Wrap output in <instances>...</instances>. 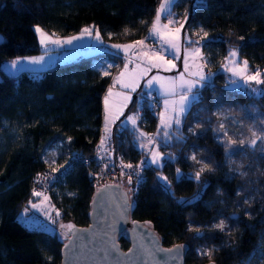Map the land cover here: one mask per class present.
Returning a JSON list of instances; mask_svg holds the SVG:
<instances>
[{
  "label": "trees",
  "instance_id": "trees-1",
  "mask_svg": "<svg viewBox=\"0 0 264 264\" xmlns=\"http://www.w3.org/2000/svg\"><path fill=\"white\" fill-rule=\"evenodd\" d=\"M158 1L0 0V65L6 58L39 51L36 24L70 35L92 22L106 39H149ZM185 5L184 30L204 32L201 51L211 77L180 125L159 143L165 154L161 166L144 162L141 138L122 117L110 130L111 155L99 150L102 95L117 63L123 62L118 52L15 75L0 67V264L59 263L63 230L88 222L96 146L116 161L142 164L144 178L130 215L148 223L164 245L182 244L186 264H264V95L227 87V73L220 69L231 47L253 66L264 67V0L175 1V7ZM150 93H143L141 101L135 97L129 106L148 132L156 129L159 108L157 94L151 99ZM219 110L239 115L241 122L225 116L224 130ZM252 127L258 131L254 136ZM49 148L55 149L56 164L70 159L46 191L65 227H27L18 215L38 198L30 189L37 172L47 166ZM119 241L127 245L122 235Z\"/></svg>",
  "mask_w": 264,
  "mask_h": 264
},
{
  "label": "rangeland",
  "instance_id": "rangeland-1",
  "mask_svg": "<svg viewBox=\"0 0 264 264\" xmlns=\"http://www.w3.org/2000/svg\"><path fill=\"white\" fill-rule=\"evenodd\" d=\"M175 1H158L147 33L150 38L154 37L155 40L152 41L153 38L149 42L146 40L148 43L145 46L134 42H118L106 39L92 22L85 24L77 33L70 35H59L49 32L36 24L33 25L34 31L37 26L40 27L48 42L45 45H41L40 35L35 31L39 51L34 54L6 58L2 61L0 67L3 72L15 75L22 71L44 70L56 63H67L84 56L105 51L121 53L124 59L119 68L121 71L130 72L131 77L133 75L134 83L129 85L133 87V93H138V100L141 101L143 93H148L151 89L157 88V86L160 87L161 92L165 95L160 100L157 110V125L152 132L146 131L140 125L135 112L129 108L130 105L124 107L123 112L125 113L122 116V121L132 124L141 138L144 162L161 166L165 154L159 149L158 145L168 139L167 131L171 127L180 125L184 113L189 108L187 107L185 111H181V95L186 97L185 104L189 102L191 104L194 100L193 97H197L198 90L211 77L209 72L206 73L204 71L206 61L201 51V36H203L204 32L199 29L193 31V33L184 30L188 5L178 8L175 7ZM178 28L180 31L176 32ZM84 29H89V31L85 32ZM97 33H99V39H97ZM74 37H80V39H73ZM67 40H72V43H64ZM53 41H59V43H53ZM173 44L175 47L172 46ZM232 52H236V55L232 56ZM156 57L161 58L157 59ZM31 60H41V63H29ZM169 60L171 65L165 62ZM14 61L19 62L15 68L12 67ZM202 61L205 63H202ZM130 63L132 67H125V65ZM220 69L227 73V87L241 89L255 96L264 95L263 82L257 84L254 80H247L249 75H255L259 72L260 76L258 79L262 81L264 67L253 66L248 59L239 55L235 47L228 49L220 61ZM107 70V68H104V72H107ZM201 77L205 79L202 80ZM190 87L191 91H189ZM133 93L129 97H123L122 100H127V103L131 104ZM105 103L107 107L111 103L108 97L105 98ZM105 114L107 122L105 121L104 130L107 128V133L105 136H100L99 147L106 154H109L107 147L108 137L113 123L119 116L114 120H110L107 112ZM217 114L221 118L220 122L224 130L227 129L224 123L225 116L232 117L235 123L239 124L241 122L239 115L234 116L229 111L219 110ZM251 132L250 136H254L258 132L257 128L252 127ZM262 134L264 136V130H262ZM238 135L243 138L241 132ZM258 137H262V135L260 134ZM45 161L47 166L56 165L54 148L46 150ZM124 182H126V179H123L121 183L124 184ZM52 209L54 208L50 196L45 192L40 194L38 198L29 200L27 205L20 211L18 219L27 227H40V220L49 218ZM63 225L56 221L55 225L50 229H57V226L61 228ZM244 264H249V262L246 260Z\"/></svg>",
  "mask_w": 264,
  "mask_h": 264
},
{
  "label": "water",
  "instance_id": "water-1",
  "mask_svg": "<svg viewBox=\"0 0 264 264\" xmlns=\"http://www.w3.org/2000/svg\"><path fill=\"white\" fill-rule=\"evenodd\" d=\"M131 205L119 174L94 188L88 222L63 230L58 264H186L182 244L164 245L148 223L131 217ZM121 235L126 246L120 244Z\"/></svg>",
  "mask_w": 264,
  "mask_h": 264
},
{
  "label": "built area",
  "instance_id": "built-area-1",
  "mask_svg": "<svg viewBox=\"0 0 264 264\" xmlns=\"http://www.w3.org/2000/svg\"><path fill=\"white\" fill-rule=\"evenodd\" d=\"M202 63H205L202 61ZM206 64V63H205ZM121 64L117 63V67ZM128 68L132 67L131 63L127 65ZM204 71L206 73L209 72L208 65L206 64L204 67ZM155 93H150V98H154ZM93 163L90 166L89 177L93 184L94 188H97L103 184L114 181L117 174L120 177L126 179V182L122 184L128 194L130 199L133 200V195L137 190V186L144 178L143 167L141 163H131L126 160H115L113 157L101 154L98 150V146L95 147L93 153ZM70 163V159L66 160L60 164H56L54 166H45L42 170L37 172L32 181V187L30 189V195L35 197L39 195H33V192L37 193H45L48 187L52 184L53 180L56 179L59 175L63 173V171L68 167ZM131 165V167H125V165ZM55 170V171H54ZM129 178H131V182H129ZM50 212V216L47 219H41L40 224L42 227L46 229H50L58 219L57 209L53 207ZM57 228H60L57 226Z\"/></svg>",
  "mask_w": 264,
  "mask_h": 264
},
{
  "label": "crops",
  "instance_id": "crops-1",
  "mask_svg": "<svg viewBox=\"0 0 264 264\" xmlns=\"http://www.w3.org/2000/svg\"><path fill=\"white\" fill-rule=\"evenodd\" d=\"M147 38H149V39H139V40L135 41L134 43H137L138 45L145 46L146 43H148L151 40V38H153L152 41L155 40L154 37L150 38L149 35H147ZM146 40H148V42H146ZM119 54H121V53H119ZM121 56L124 59V56L122 54H121ZM33 72H36V71H33ZM7 74L13 75L10 73H7ZM131 83H134V78H133V75L131 77L130 72L121 71L120 68H118L117 70H115L113 72V74L111 76L110 85L106 88V90L103 94L104 96L102 95L103 96V99H102V103H103L102 104V136H105L107 133L106 132L107 128H106V130H104L105 129V121L107 119L105 113L107 112L108 119L110 118V120H114L118 116L122 117L123 114L125 113V112H123L124 107H128V105H130L127 103L128 102L127 100L126 101L124 99L122 100V98L127 97V96L129 97L134 92L133 87L131 85H129ZM159 84H160V82H159ZM152 91H154L157 94L158 103L160 105V100L165 95L163 94V92H161V89L159 86H157V88L155 87V88L151 89L148 93H150ZM137 94L138 93H133L132 100L138 96ZM106 97H108L109 100L111 101V103L109 104L108 107L105 103ZM99 150L101 153L106 154L102 149H100V147H99ZM109 154L111 155V153H109Z\"/></svg>",
  "mask_w": 264,
  "mask_h": 264
},
{
  "label": "snow or ice",
  "instance_id": "snow-or-ice-1",
  "mask_svg": "<svg viewBox=\"0 0 264 264\" xmlns=\"http://www.w3.org/2000/svg\"><path fill=\"white\" fill-rule=\"evenodd\" d=\"M35 31H36V33H38L40 35V43H41V45H45L48 42L47 41V37H45V35L41 31L40 27L37 26L35 28ZM84 31L85 32H88L89 29H84ZM179 31H180L179 28L176 29V32H179ZM73 39H80V37H74ZM97 39H99V33H97ZM53 43H57L58 44L59 41H53ZM64 43L71 44L72 43V40H67ZM172 46L175 47L174 44ZM231 55L232 56H235L236 55V52H232ZM156 58L157 59H160L161 57H156ZM41 60H42V58H41ZM41 60H31V61H29V63H32V64H40L41 63ZM165 62L168 63L169 65H171V61L170 60L169 61H165ZM18 63H19L18 61H14L13 64H12V67L15 68ZM125 67H127V65H125ZM259 76H260V73L257 72L255 75H249L247 77V80H254L257 84H260V83H262L264 81H261L260 79H258ZM201 79L203 80L205 78L204 77H201ZM189 91H191V87L189 88ZM257 91H259V90H257ZM185 99H186L185 95H181V97H180V109H181V111H185L187 107H190V102L188 104H185ZM193 99H195V97H193ZM153 163H155V161H153ZM125 167H129L130 168L131 165L130 164L129 165H125ZM179 178H180V175L178 174L177 179L179 180ZM197 179H199V173H197ZM129 182H131V178H129ZM33 195H40V193L33 192ZM57 215H59V213H57ZM218 227H221V228L223 227V221H221V224ZM177 251L179 252L180 249L178 248Z\"/></svg>",
  "mask_w": 264,
  "mask_h": 264
}]
</instances>
